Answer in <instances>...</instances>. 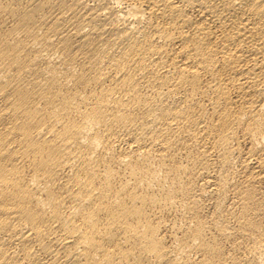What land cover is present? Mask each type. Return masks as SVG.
I'll list each match as a JSON object with an SVG mask.
<instances>
[{
    "label": "bare ground",
    "instance_id": "bare-ground-1",
    "mask_svg": "<svg viewBox=\"0 0 264 264\" xmlns=\"http://www.w3.org/2000/svg\"><path fill=\"white\" fill-rule=\"evenodd\" d=\"M0 264H264V0H0Z\"/></svg>",
    "mask_w": 264,
    "mask_h": 264
}]
</instances>
